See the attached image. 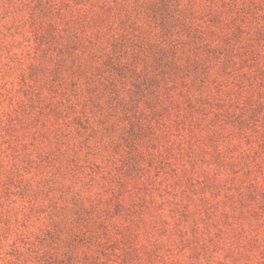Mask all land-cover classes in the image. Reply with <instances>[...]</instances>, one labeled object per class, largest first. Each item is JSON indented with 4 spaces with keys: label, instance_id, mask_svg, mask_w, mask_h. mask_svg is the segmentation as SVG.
Masks as SVG:
<instances>
[{
    "label": "rangeland",
    "instance_id": "rangeland-1",
    "mask_svg": "<svg viewBox=\"0 0 264 264\" xmlns=\"http://www.w3.org/2000/svg\"><path fill=\"white\" fill-rule=\"evenodd\" d=\"M0 264H264V0H0Z\"/></svg>",
    "mask_w": 264,
    "mask_h": 264
}]
</instances>
